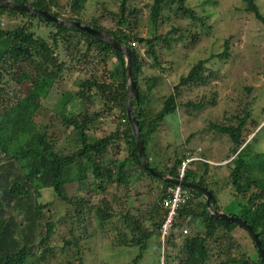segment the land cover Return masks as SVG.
I'll return each instance as SVG.
<instances>
[{"label": "trees", "instance_id": "obj_1", "mask_svg": "<svg viewBox=\"0 0 264 264\" xmlns=\"http://www.w3.org/2000/svg\"><path fill=\"white\" fill-rule=\"evenodd\" d=\"M17 1L46 11L62 20L80 22L109 33L117 41L131 48L134 53L138 89V98L132 100V111L138 119L150 166L179 179L185 165L183 179L209 189L214 194L219 211H222V206L218 204L217 198L221 193H226L230 205L239 208L238 214H228L246 220L259 235L264 248V153H258L252 158L251 146L254 138L246 144V135L255 132L260 126L256 121H252V130L248 128L251 99H241V102H245H240L244 104V114L233 116V120L226 118L225 123L210 124L212 131L226 135L232 145L225 157L216 158L217 155L207 156L201 153L199 159L190 161L189 159L194 157H191V153H184L182 157L176 155L173 162L169 159L168 163L171 164L154 163L156 166L150 160L149 148L153 136L168 115L177 114L181 107L194 110L204 107L203 103L193 100L181 102V90L205 86L208 83L206 79L221 74L220 71L216 73L213 68H208L207 60H200L187 75L181 77L161 110L156 112L146 105V95L140 91L139 77L143 67L147 65L164 71L166 66L159 57L158 45L163 43L170 48L174 42L185 38V34L191 33V28L183 24L186 16L204 21L203 17H196L197 12L188 6L187 0H104L99 2L100 12L88 20L83 18L88 0ZM242 1L246 2L247 10L254 13L257 20L264 24V15L259 11L255 0ZM5 13L22 17L25 23L12 30H2L0 27V38L8 36L11 39L10 46L0 57V155L9 156L16 162V167L8 165L9 169L4 171L6 174L0 172V194H4V197L19 195L18 206L27 212L24 220L20 221L11 233L7 231L9 226H4L6 222L0 219V264H25L31 256L40 255L45 260L48 255L54 254V238L58 234L59 221L63 219L58 216L55 220L54 213L44 212V206L26 199L30 197L31 191L37 198L44 190H51L64 202L72 205L65 190V172L73 165H81L85 172L93 174L95 180H100L96 186L97 190L106 191V185L115 186L116 189L125 188L127 200L130 198L129 190L134 182H140L147 177L151 184H156L155 201L141 214L134 215L130 209L116 213L111 211L112 207L108 202L102 208L96 201L84 202L83 198L80 199V208H97V220H100L101 226L112 219H119L128 228L132 227L135 239L131 243H124L128 247L139 246L142 252L147 249L153 238H158L161 242L163 225L168 216L164 201L168 199L169 190L176 185L155 178L141 164L136 139L127 116L125 57L112 46L79 28L57 25L24 11L0 7V16ZM105 19L114 23L111 26L106 25L102 22ZM143 19L148 21L145 26L147 33L144 35L141 32ZM39 29H44L46 34L40 35ZM196 37L193 35V38ZM233 40V36L226 38L223 44L224 52L213 54L211 58L228 59ZM66 41H69L71 49ZM132 43H136V46H132ZM60 49L66 52V56H70L72 72L78 73L75 81L77 86L73 89L66 88L61 100L62 106L64 108L68 104L69 98L77 99L81 106L80 112L83 113L81 121L78 117L64 116L62 109L47 118L44 115V91L47 88L61 89L65 81L64 68L70 70L61 58ZM144 57H152L154 63L144 61ZM101 67L104 70L103 75H99L103 72L100 71ZM27 86L28 91L25 90ZM75 88L77 93H74ZM246 90L250 94L252 89ZM79 92L84 94L79 95ZM87 97L106 102V110L111 113L118 111L114 120L115 131L94 142H89L86 133H83L84 140L78 146L72 145L69 140L65 142L66 145L58 144L59 138L67 137L68 129L83 130L91 122V114L94 118L100 116L99 112H96L99 116H95V110L90 114L88 108L85 109L86 104L83 101ZM122 140L127 156L123 159L114 158L115 160L110 158V150L117 148L120 151ZM69 145L72 146L71 152L65 153ZM5 156L0 159L6 161ZM256 171L260 174L256 175ZM8 176H14L10 188ZM183 190L188 193L189 200L178 209L165 241L169 248L177 249L181 264H208L211 252L223 244L236 250L238 243L232 232L243 229L210 215L206 200L201 194L185 187ZM229 207L228 205L227 208ZM70 211L67 218L71 219L72 232H75L79 223L78 213L71 209L67 212ZM185 229L188 230L187 234L184 233ZM72 239H64L63 246L66 254L75 255L73 259L76 263L72 262L70 255L66 264H84L80 239L75 235H72ZM253 245L257 259H254V256H230L222 264H263L254 243ZM36 246L37 252H34ZM166 254L171 260V249H167L164 255ZM141 256L140 253L135 260Z\"/></svg>", "mask_w": 264, "mask_h": 264}, {"label": "rangeland", "instance_id": "obj_2", "mask_svg": "<svg viewBox=\"0 0 264 264\" xmlns=\"http://www.w3.org/2000/svg\"><path fill=\"white\" fill-rule=\"evenodd\" d=\"M103 1L88 0L87 11L83 18L88 20L96 16L100 12L99 2ZM255 3L261 14L264 15V0H255ZM187 4L197 12L198 16L196 17L201 16L204 21L186 16L183 24L191 28V33L185 34V38L174 42L170 48H167L163 43L158 45L159 57L162 58L163 65L166 66L163 68L164 71L147 65L143 67L142 75L139 77L140 91L146 95V105L156 112L161 110L166 98L173 93L174 86L179 83L181 77L187 75L200 60H207L208 68H213L216 73L220 71L221 74L218 77L206 79L208 83L205 86L199 85L181 90V102L193 100L203 103L204 107L195 110L181 107L177 114H171L165 118L150 144L151 163L155 166L162 163L171 164L168 163L169 159L173 162L176 155L182 157L184 153L186 155L191 153V157L194 158L189 159L190 161L199 159L201 153L207 156L217 155L216 158L225 157L232 145L226 135L212 131L210 124L225 123L226 118L233 120V116L244 114L242 98L251 99L252 102L248 108L251 113L248 128L252 130V121H256L260 125L255 132L246 135V144L254 138L251 146L252 158L258 153H264V24L257 20L254 13L247 10V4L242 0H187ZM102 22L109 26L114 23L107 19ZM23 23L25 20L22 17H15L7 13L0 16L2 30H12ZM141 24V32L144 35L147 33L145 26L148 25V21L143 19ZM39 33L45 35L46 31L39 29ZM193 35L197 37L193 38ZM230 36L234 37L229 49L230 57L221 60L212 59L213 54L224 52V40ZM10 44V37L0 38V57ZM66 44L71 49L69 41H66ZM142 48L145 52V46ZM59 52L65 65L70 68L72 65L70 56H66L64 50L60 49ZM152 60V57H144V61H149L148 63H154ZM64 71L65 81L61 85V89L47 88L43 93L44 115L47 118L55 111L58 112L59 109H62L64 116L78 117L77 119L81 121L83 113L80 112L81 106L77 99L69 98L68 104L64 108L62 106L61 100L64 91L66 88L73 89L74 86H77L75 81L78 78V73L72 72L71 68L70 70L64 68ZM100 71L103 72L99 75H103V67L100 68ZM247 88L252 89L250 94L246 90ZM28 89L29 86L25 87L26 91ZM75 90L77 88L74 89V93H77ZM83 94L84 92H79V95ZM83 103L86 104L85 109L88 108L90 114L95 110V116H100L94 118L91 114V122L83 130L68 129L67 137L59 138L58 144H65L69 140L72 141V145L78 146L84 140L83 133H86L89 142H94L115 131L114 120L118 111H115L116 113L109 112L106 110V102L93 97H87ZM135 109L137 110V107ZM96 112H99V115H96ZM57 137L59 136L57 135ZM120 145V151L117 148L110 150V158L123 159L127 156L123 140ZM71 149L72 146L69 145L65 153H70ZM3 156L5 155H0V158ZM5 157L6 161L0 159V172L4 174H6L4 171L9 169L8 165L16 167V162L12 158ZM7 159L14 162L7 161ZM255 174L259 175L260 173L256 171ZM13 179L14 176H8L9 188ZM99 182V179L93 178L92 173L85 172L81 165H73L65 172V190L72 205L64 202L51 190H44L42 195L37 198L31 191L30 197L25 198L26 200L44 206V212L54 213L55 220L58 216L63 220L61 222L58 220L60 224L57 229L58 234L54 238V254L48 255L45 260L40 255L31 256L25 264H66V261L70 260V255L72 262L76 263L73 259L75 255L66 254L63 246L64 239L73 240L72 235L80 239L84 264H181L177 249L165 245L167 236L162 237L161 242L158 238H153L148 243L147 249L141 252L139 246L128 247L124 244L131 243L135 239L132 227L128 228L119 219H112L101 226L100 220H97V208L93 210L87 208L81 210L80 208V199L83 198L84 202L96 201L102 208L108 202L112 207L111 211L116 213L130 209L129 211L134 215L141 214L155 201L157 185L151 184L147 177L140 182H134L129 190L130 198L127 200L126 195L128 194L125 188L116 189L115 186L108 187L106 185V191L97 190L96 186ZM3 195L0 194V203H2L0 219L6 222L4 226L8 225L7 231L11 233L20 221L24 220L27 211L18 206L19 195H15L16 197L14 195L4 197ZM217 199L223 212L227 214L239 213V208H236V205H230L226 193H221ZM22 200L24 201V197ZM228 205L229 208H227ZM70 209L76 214L78 213L79 223L75 232H72L71 219L67 218L71 213V211L67 212ZM78 210L80 211L77 212ZM86 229L87 235H85ZM232 235L238 243L237 249L233 250L224 244L221 245L217 250L211 252L208 264H222L230 256L233 258L254 256V259H257L255 247L245 231L236 229ZM167 249H171V260L168 259L167 254L164 255ZM35 251L37 252V246ZM140 253L142 256L136 261L135 259Z\"/></svg>", "mask_w": 264, "mask_h": 264}, {"label": "water", "instance_id": "obj_3", "mask_svg": "<svg viewBox=\"0 0 264 264\" xmlns=\"http://www.w3.org/2000/svg\"><path fill=\"white\" fill-rule=\"evenodd\" d=\"M0 7L12 8L15 10L24 11V12H27L28 14L36 15L41 18H44L57 25L79 28L81 30L86 31L87 33L92 35L97 40L103 43H106L112 46L117 51H119L125 57L126 70H127V97H126L127 116H128V119L131 125L133 135L136 139V144H137L136 147H137V151H138L143 168L146 171H148L151 175H153L155 178L161 181L172 183L174 185H181L191 191L201 194L206 200L207 210L210 215H212L215 218L234 223L245 231V233L249 236L251 241L255 244L258 250V254L261 257V260L264 264V248H263L262 242L259 238V235L253 230L252 226L248 224L246 220L235 217V216H231L225 212L219 211L216 208L214 194L209 189L204 188L196 183L188 182L184 179L173 178L170 175L164 174L161 171L156 170L150 166V163L148 161L147 154L144 148V144L142 142L141 129L138 123V119H137V116L133 113L132 107H131L132 100L134 98H138L137 79H136L135 67H134V53L131 48L117 41L109 33L96 30L87 25H83L80 22L62 20L60 18L50 15L46 11L36 9L30 5H27L17 0H0Z\"/></svg>", "mask_w": 264, "mask_h": 264}, {"label": "built area", "instance_id": "obj_4", "mask_svg": "<svg viewBox=\"0 0 264 264\" xmlns=\"http://www.w3.org/2000/svg\"><path fill=\"white\" fill-rule=\"evenodd\" d=\"M132 46H136V43H132ZM184 168L182 170V174L180 179H183L184 177ZM189 200V195L187 192H184L183 186L176 185L173 188L169 190V196L168 199L164 201V207L168 210V216L166 218V221L163 225V237H166L168 234L170 228L173 225V222L178 214V209L182 204H185ZM184 233L187 234L188 230L185 229Z\"/></svg>", "mask_w": 264, "mask_h": 264}, {"label": "clouds", "instance_id": "obj_5", "mask_svg": "<svg viewBox=\"0 0 264 264\" xmlns=\"http://www.w3.org/2000/svg\"><path fill=\"white\" fill-rule=\"evenodd\" d=\"M132 45V44H131ZM131 107H132V103H131ZM180 179V178H179Z\"/></svg>", "mask_w": 264, "mask_h": 264}]
</instances>
